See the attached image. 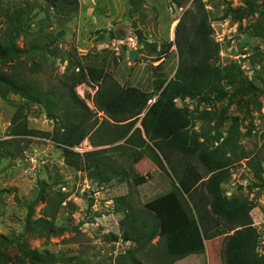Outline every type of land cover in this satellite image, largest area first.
<instances>
[{
    "label": "rangeland",
    "instance_id": "374dc122",
    "mask_svg": "<svg viewBox=\"0 0 264 264\" xmlns=\"http://www.w3.org/2000/svg\"><path fill=\"white\" fill-rule=\"evenodd\" d=\"M37 1L42 8L35 10L32 31L40 40L50 41L55 37L46 52H39L33 58L41 64L37 76L43 83L57 81L65 71L68 63L65 58H68L84 68L87 65L102 66L121 85L136 86L149 92L152 96L148 104L157 97L159 81L173 77L178 63L177 38L182 40V32H192L193 20L199 15L198 5L202 3L212 27L209 44L216 42L219 46L218 63L240 65L243 77L257 92L244 90V85H239L240 89L225 85L228 94L223 100L199 103L193 98H177V106L186 110L192 120L190 131L201 134L197 150L189 157L177 152L167 153L171 165L181 172L187 163L193 164L203 174L202 180H206L211 173H207L199 157L201 149L207 148L203 140L206 136L216 135L218 130H224L222 137H226L235 116L237 153L227 155L234 159L244 150L250 155L264 154V42L257 35V31L264 28V14L260 13L264 0H199L197 3L189 0L180 7L168 0H141L136 9L130 0H76V8L70 12H61L60 8L49 6L45 0ZM239 11L246 13L242 19H238ZM137 28L142 30L139 46L134 33ZM58 32H62L59 37ZM169 42L168 50L160 53L162 44ZM25 43L22 38L17 40L20 46H26ZM154 43L157 44L155 50ZM131 51L135 53L134 58L129 56ZM25 61L30 62L26 58ZM0 66L6 67L2 62ZM97 89V83L90 79L75 87L76 93L95 113L92 119L97 118L100 122L107 118L111 125H101L112 129L121 123L113 124V120L96 108L93 98ZM18 107L25 111L30 128L37 131L53 129L54 122L41 105L28 103L18 95L0 89V141L10 137L8 127ZM140 118L136 119L129 133L135 127L141 128ZM141 136L146 141L144 146L138 147L140 138L136 135V143L128 147L130 152L136 149L143 154L139 161L132 163L131 156L120 152L113 157L126 165L129 181H112L103 185L89 178L86 170L68 167L63 161L61 148L43 135L24 138L22 155L14 158L6 156L0 144V234L14 237L22 232L27 213L25 204L35 198L41 187L50 195L60 189L67 194L55 219L56 227L61 231L50 235L25 234L24 240L30 248L63 256L67 264H124L125 260L130 264V250L143 264H222L220 252L226 233L221 226L202 233L205 243L202 254H189L172 262L164 253V238L158 234L143 245L123 237L117 241L106 240L105 235L109 232L121 235L127 228L121 222L124 213L113 211L116 198L126 197L137 220L152 226L155 224L153 213L144 207V203L177 184V177L173 176L165 160L162 162L166 170L153 162L150 154L160 153L142 128ZM92 140L96 141L94 137H86L74 150L83 153L124 142L122 139L114 144L94 146ZM215 146L216 143L208 149ZM228 170V179L222 187L227 195L249 198L254 203L250 214L253 225L261 234L260 251L264 253V185L254 176L247 159H236ZM139 175H147V179L136 185L133 178ZM261 176L264 182V160ZM199 189L204 190L203 187ZM43 205L41 201L35 204L32 218L40 216ZM127 234L132 235L130 231ZM16 253L15 244L9 250L0 247L2 259L7 258L6 254L13 257ZM61 263V259H55L49 264Z\"/></svg>",
    "mask_w": 264,
    "mask_h": 264
},
{
    "label": "trees",
    "instance_id": "16d2710c",
    "mask_svg": "<svg viewBox=\"0 0 264 264\" xmlns=\"http://www.w3.org/2000/svg\"><path fill=\"white\" fill-rule=\"evenodd\" d=\"M45 1L49 6L60 8L61 12H70L76 8V0ZM168 1L180 7L189 0ZM195 1L197 3L199 0ZM140 3L141 0H130L133 9ZM262 5L260 13L264 14V2ZM40 8L42 5L37 0H0V62L6 66H0V89L10 91L28 103L41 105L54 126L51 131L30 128L25 111L18 107L8 127L10 137L0 141L4 154L12 158L22 155L24 138L43 135L61 148L63 161L68 167L86 170L88 177L98 185L112 181L122 183L129 181L127 167L114 159V154L120 152L131 156L132 163L139 161L143 154L136 149L130 152L128 147L136 143V135L140 138L138 147L145 145L146 141L141 136L142 128L160 153L150 154L153 162L160 169L166 170L162 162L165 160L173 176L177 177V184L170 191L144 203V207L153 213L155 224L152 226L137 220L126 197L116 198L113 211L124 213L121 222L127 228L121 235L109 232L105 235L106 240L117 241L123 237L124 240L132 239L143 245L158 234L164 238V253L172 262L189 254H202L205 250L202 233L221 226L226 233L220 252L222 264H264V253L260 251L261 234L253 225L250 214L254 203L249 198L227 195L222 187L229 176V165L240 158L247 159L254 176L264 185L261 176L264 154L250 155V152L244 150L234 159L227 155L229 152L237 153L234 137L237 116L233 118L234 122L226 137H222L224 130H218L216 135L206 136L203 140L207 148L201 149L199 157L207 173H211L206 180H202L203 174L193 164L187 163L183 171L177 172L167 154L177 152L189 157L197 150L201 134L195 130L190 131L192 120L186 110L177 106V98H193L199 103H210L212 99L223 100L228 94L225 85L233 89H240L244 85V90L257 92L251 82L243 77L240 65L234 62L226 65L218 63L219 46L216 42L209 44L212 27L204 5H198L199 15L193 20L192 32H182V40L177 38L178 63L174 75L168 80L159 81L157 97L150 104L148 100L152 94L149 92L136 86L121 85L102 66L87 65L84 68L78 63L73 64L72 59L68 58H65L68 62L65 71L58 76L57 81L43 83L37 76L41 64L33 58L39 52H46L55 37L44 41L34 35L32 20L36 15L35 10ZM245 15L244 11H239L238 19ZM257 32L264 42V28ZM20 38L25 40L26 46L17 44ZM170 43L162 44L159 52H166ZM156 46L154 43V50ZM25 58L30 60L29 64ZM88 79L98 85L93 98L96 108L113 120V124H121H115L110 129L101 125H111L107 118L100 122L97 118L92 119L95 113L75 91L78 84ZM138 118L141 120V128L135 127L129 133ZM88 136L96 139L92 140L94 146L114 144L122 139L124 142L83 153L74 150ZM214 143L215 148L208 149ZM146 179L147 175H139L133 178V183L142 184ZM200 187L204 190H200ZM49 193H44L41 187L35 198L25 204L27 213L22 232L14 237L0 234V247L9 250L15 244L18 251L13 257L9 254H6V259L0 257V264H49L55 259H61V264H67L63 256L30 248L24 240L25 234L50 235L61 231L56 227L55 219L67 194L60 189L53 192V195ZM40 201L44 203L41 214L32 218L33 208ZM127 231L132 235L127 234ZM128 253L130 264H143L131 250ZM123 263L128 264V260Z\"/></svg>",
    "mask_w": 264,
    "mask_h": 264
},
{
    "label": "water",
    "instance_id": "95a60500",
    "mask_svg": "<svg viewBox=\"0 0 264 264\" xmlns=\"http://www.w3.org/2000/svg\"><path fill=\"white\" fill-rule=\"evenodd\" d=\"M125 8H126V12H128V4H126ZM118 19H121V18H118ZM134 33H135L136 38L138 40V46H139L141 44V40H142V30L140 28H137V29L134 30ZM61 35H62V32H58L57 33L58 37L61 36ZM129 56H130V58H134L135 57V53L131 51V52H129ZM153 101H151L150 103H152Z\"/></svg>",
    "mask_w": 264,
    "mask_h": 264
}]
</instances>
